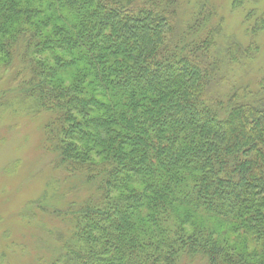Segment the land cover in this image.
I'll return each mask as SVG.
<instances>
[{
  "label": "trees",
  "instance_id": "obj_1",
  "mask_svg": "<svg viewBox=\"0 0 264 264\" xmlns=\"http://www.w3.org/2000/svg\"><path fill=\"white\" fill-rule=\"evenodd\" d=\"M174 5L0 0V69L22 43L16 95L49 114L55 164L93 186L42 207L66 229L42 264H264V97L208 95L221 26L176 38Z\"/></svg>",
  "mask_w": 264,
  "mask_h": 264
},
{
  "label": "rangeland",
  "instance_id": "obj_2",
  "mask_svg": "<svg viewBox=\"0 0 264 264\" xmlns=\"http://www.w3.org/2000/svg\"><path fill=\"white\" fill-rule=\"evenodd\" d=\"M159 1L164 6L168 0ZM236 1L175 0V33L176 38L199 41L220 24L211 50L220 70L208 95L225 99L236 90L239 98L256 101L264 97V0ZM259 16L263 24L254 37V54L233 59L230 47L234 43L247 47L249 29ZM23 49L20 43L11 67L0 69V251L8 264H42L57 252L58 235L66 231L65 224L42 207L64 208L83 201L93 186L82 173L55 164L54 154L46 149L44 127L49 114H34L16 95L28 76L22 70ZM178 264L201 263L187 259Z\"/></svg>",
  "mask_w": 264,
  "mask_h": 264
}]
</instances>
